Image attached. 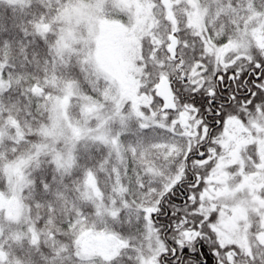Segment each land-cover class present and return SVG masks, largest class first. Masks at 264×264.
<instances>
[{
  "label": "snow or ice",
  "instance_id": "6c2138e0",
  "mask_svg": "<svg viewBox=\"0 0 264 264\" xmlns=\"http://www.w3.org/2000/svg\"><path fill=\"white\" fill-rule=\"evenodd\" d=\"M0 264H264V0H0Z\"/></svg>",
  "mask_w": 264,
  "mask_h": 264
}]
</instances>
